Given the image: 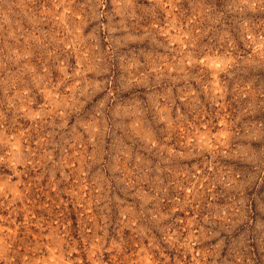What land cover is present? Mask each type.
Here are the masks:
<instances>
[{
    "label": "clouds",
    "instance_id": "1",
    "mask_svg": "<svg viewBox=\"0 0 264 264\" xmlns=\"http://www.w3.org/2000/svg\"><path fill=\"white\" fill-rule=\"evenodd\" d=\"M0 264H264V0H0Z\"/></svg>",
    "mask_w": 264,
    "mask_h": 264
}]
</instances>
